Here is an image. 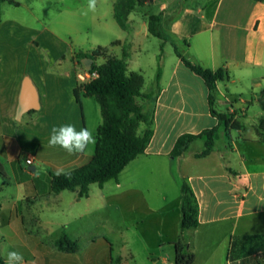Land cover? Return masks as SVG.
I'll use <instances>...</instances> for the list:
<instances>
[{
  "label": "crops",
  "instance_id": "0c3cea01",
  "mask_svg": "<svg viewBox=\"0 0 264 264\" xmlns=\"http://www.w3.org/2000/svg\"><path fill=\"white\" fill-rule=\"evenodd\" d=\"M2 4L0 181L7 184L0 188V241L6 247V258L8 252L17 251L24 257L23 264H110L99 237L92 236L90 241L88 234L90 228L102 223L98 215L103 201L93 203L90 193L87 198L70 190L54 193L50 181V173L82 167L95 153L96 146H92L93 151L70 155L48 145L54 125L73 124L77 130L88 128L95 135L103 122L100 106L90 101L93 97L81 90L79 103L74 95L76 88L87 83L84 72L88 70L84 59L78 63L77 55L88 51L74 50L52 30L27 33L17 21L3 17ZM149 5L162 15L164 37L159 39L163 50H150L152 77L145 79L143 89L147 95L159 90L154 135L145 153L118 176V191L112 196H127L133 209L138 196L152 211L174 203L178 219L172 223L160 220V231L170 225L180 228L167 240L174 246L184 236L182 197L175 203L166 193H152L151 188L168 183L171 176L182 175L199 206V226L191 232L205 252L201 264H257L261 256L264 264V228L256 232L260 224L254 221L258 218L264 226V166L251 165L264 163V137L257 133L260 121L246 120L264 117V0H192L190 4L183 0H148L140 7L143 13L134 19L130 14L127 30L120 28L113 14V19L100 27L115 39L111 40L113 48L105 49L108 57L124 59L128 72H135L129 70V65L133 54L141 51V36H150ZM174 44L188 61L228 73L229 79L217 82L213 105L205 81L186 67L176 55ZM115 47L120 48L119 52ZM104 61V57L97 60L99 64ZM138 69L137 73H144L142 66ZM21 108L24 112L19 115ZM213 112L238 125L226 134L220 132L227 139L224 150L214 149L209 156L197 158L195 155L205 146L203 138L193 142L184 156L171 157L181 136L199 135L219 125ZM199 142L203 148L196 150ZM29 158L33 159L32 165L26 163ZM33 167L35 171L30 170ZM126 172L127 183L121 179ZM12 182L17 192L10 195L4 188ZM107 184L98 186L101 197H105ZM63 235L78 244L76 252L57 247ZM219 249L222 253L217 257ZM6 258L0 260L5 264Z\"/></svg>",
  "mask_w": 264,
  "mask_h": 264
},
{
  "label": "trees",
  "instance_id": "16d2710c",
  "mask_svg": "<svg viewBox=\"0 0 264 264\" xmlns=\"http://www.w3.org/2000/svg\"><path fill=\"white\" fill-rule=\"evenodd\" d=\"M5 1L0 0V22L1 4ZM147 1L114 0V17L121 29L127 30L130 14L136 8L145 6ZM9 2L11 1L9 0ZM161 16L155 12L147 16L148 33L158 39H164ZM174 48L176 55L182 59L186 67L205 81L210 91V105H213L217 82L229 79L228 73L223 69L217 71L205 69L200 64L184 58L178 52L175 44ZM102 57L105 58V61L99 64L97 60ZM83 59L94 61L89 71L97 72L98 77L76 88L74 95L80 103V91L82 90L85 96L93 97L100 106L103 122L97 131L95 153L88 164L68 172L70 178L50 173V181L54 193L70 190L77 192L80 198H87L91 185L97 184L102 188L108 181L117 179L132 161L145 153L154 135L155 109L159 90L157 89L154 95L145 94L143 92L144 76L137 72H128L126 61L108 57L105 48L99 47L92 52L79 53L77 55L78 63H81ZM213 115L218 118L219 125L199 135L185 134L181 136L174 146L171 157L184 156L193 142L204 138L205 148L195 156L205 158L214 150L221 131L226 134L238 126L231 118L218 115L215 112ZM257 133L260 137H264V120L259 122ZM0 175H3L1 167ZM181 197V230L182 232L194 230L199 226V206L186 181H183L181 185ZM174 246L176 264L194 263V256L191 253H185L187 244L183 237H180ZM57 247L68 252L78 250V244L67 235H63L58 240ZM0 264L4 263L0 260Z\"/></svg>",
  "mask_w": 264,
  "mask_h": 264
},
{
  "label": "rangeland",
  "instance_id": "374dc122",
  "mask_svg": "<svg viewBox=\"0 0 264 264\" xmlns=\"http://www.w3.org/2000/svg\"><path fill=\"white\" fill-rule=\"evenodd\" d=\"M113 1L97 0L96 11L89 12L86 16L82 15V12L87 9L88 0H16L14 1L15 3L5 1L2 4V15L9 21H17L27 33L33 32L35 35L52 30L63 39H66L76 51L92 52L99 47L111 50L113 48L111 40L115 39H113L114 37H112L111 33L104 32L100 27L102 24H106L109 20L113 19ZM183 2L190 4L192 0H183ZM147 10L148 14L154 12L150 5ZM143 12L144 10L138 8L137 11L131 14V19H134L135 16ZM131 26H134L133 22ZM140 39L143 40V46H141V51H138L131 57L132 61L129 65V70L139 72L138 66H142L144 70L142 74L146 81H149L152 77L153 66L152 58L149 56L150 50L153 47L162 48L163 50V46H161L159 39L153 36H148V38L141 36ZM115 49L118 51L120 48L115 47ZM90 101L95 107H98L94 99ZM216 108L220 111L224 110L223 107L219 108L216 106ZM246 120H249L250 123L254 120L259 122L264 120V117ZM94 136H97V131ZM225 142H227L225 135L220 134L214 149L224 150ZM92 146L94 148L96 145H90L87 150L88 152L93 149ZM201 148H203L202 142L197 143L195 149L199 150ZM257 151H260V149H257ZM251 165L257 168L264 166V163H252ZM203 168V166L200 167V169ZM39 170L41 169L38 168ZM127 175L128 173L126 172L124 176H121V179L126 183L128 181ZM118 179L119 177L108 181L107 188L104 191L105 197L99 195L100 190L97 184L90 186L89 193L92 194V202L103 201L99 204V206L103 207V210L98 215V219L102 220V223L88 230V234L90 235L89 240L91 241L92 236L99 237V241L102 242L103 253L108 254L110 264H175V249L167 240L170 236L177 233V228L178 232H180V228H172L170 225L168 228L160 231V220L162 218L169 220L170 223H172L174 218H177L178 212L172 207L175 204L173 203L161 211H152L144 206V199L138 196L134 199L137 203L133 209L127 196L123 195L119 196V198L112 196L113 192L118 191L116 188ZM183 180L182 175L171 176L168 183L154 185L151 188L152 193L155 190H161L168 195L170 201L176 200L175 203H178L181 197ZM3 184H7L6 181H0V188H3ZM4 190L8 191L10 195L15 194L17 192L16 183H10V187H5ZM152 198L151 200L154 202L155 198ZM130 200L132 201L131 198ZM63 205L69 206L65 203ZM254 221H258V225L260 224L256 232H262L264 226L261 227L259 219L254 218ZM161 234L165 235L164 240L161 239ZM183 234L184 241L187 244L185 253H191L194 258L195 256L197 257L194 264H201L205 257L203 246L199 244L198 240L197 242L193 240L191 230L185 231ZM162 241L164 242L162 243ZM5 252L6 247L0 241V259L5 260ZM221 253V249H219L216 252L217 257H220ZM262 258L263 256L257 260V264H263ZM165 259H167L166 262L164 261ZM217 262L213 264H219Z\"/></svg>",
  "mask_w": 264,
  "mask_h": 264
},
{
  "label": "clouds",
  "instance_id": "9594fccd",
  "mask_svg": "<svg viewBox=\"0 0 264 264\" xmlns=\"http://www.w3.org/2000/svg\"><path fill=\"white\" fill-rule=\"evenodd\" d=\"M96 9L97 0H88L87 9L82 12V15L86 16L89 12H95ZM95 144L96 138L92 130L88 128L77 130L73 124L54 125L51 128L48 141L49 147H59L70 155L83 154L89 149L90 145ZM55 175H65L70 178V173L65 172L64 169H57ZM23 261L24 257L21 253L10 251L7 253L5 264H23Z\"/></svg>",
  "mask_w": 264,
  "mask_h": 264
},
{
  "label": "built area",
  "instance_id": "2783aa9c",
  "mask_svg": "<svg viewBox=\"0 0 264 264\" xmlns=\"http://www.w3.org/2000/svg\"><path fill=\"white\" fill-rule=\"evenodd\" d=\"M98 77V73L97 72H90L89 70H86L84 72V78L85 80H87V83L90 82L91 80L95 79ZM27 165H32L33 164V159L29 158L26 161Z\"/></svg>",
  "mask_w": 264,
  "mask_h": 264
},
{
  "label": "water",
  "instance_id": "95a60500",
  "mask_svg": "<svg viewBox=\"0 0 264 264\" xmlns=\"http://www.w3.org/2000/svg\"><path fill=\"white\" fill-rule=\"evenodd\" d=\"M83 63H84V65H85L86 69L90 70L91 67H92V65H93V63H94V61L91 60V59H84V60H83ZM23 112H24V111H23V109L21 108V109L19 110V115H22ZM30 170H31V171H35V168H34V167H33V168H30Z\"/></svg>",
  "mask_w": 264,
  "mask_h": 264
}]
</instances>
